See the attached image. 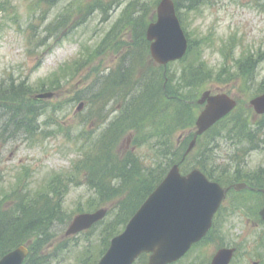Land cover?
I'll return each instance as SVG.
<instances>
[{
	"label": "rangeland",
	"instance_id": "374dc122",
	"mask_svg": "<svg viewBox=\"0 0 264 264\" xmlns=\"http://www.w3.org/2000/svg\"><path fill=\"white\" fill-rule=\"evenodd\" d=\"M133 1L136 0H0V81L16 79L20 83L26 80L31 91L24 95V101L30 110L32 104L37 103L35 90L53 92L49 100L64 103L67 124L73 129L80 124L86 132L76 135L69 129L66 135L65 131L60 133L56 129L59 136L45 132L40 138L34 136L33 141L20 137L9 143L1 142L0 175L6 181L5 186L20 176L21 179L28 178V184L39 191L49 184L54 174L64 175L63 178L73 176V164L84 159L103 128L97 120L90 124L85 122V118L95 113L91 110L93 101L88 96L89 85L100 71L118 67L121 55L130 53L140 43V35L133 34L130 20L122 16L132 12V15L140 14L137 6H130ZM160 1L140 0V4L153 6L152 14L151 11L149 14L153 17ZM181 19L192 39V49L184 60L163 66L165 97L169 99L175 93L196 102L205 90L225 92L238 101L236 112L257 114L250 100L264 91V0H209L195 9L183 10ZM112 28L117 29L119 39L103 43ZM251 57L257 61L242 69ZM144 58L150 59L148 48ZM135 61V66L142 64L138 56ZM190 61L194 65L204 63L200 84L193 76L181 78V74L189 69L184 65ZM150 65L160 67L155 61ZM41 82L47 87L38 88L43 84ZM82 90L86 98L77 96ZM109 96L110 106L105 114L110 109L111 113L104 116L112 117L118 106L112 105V96ZM109 96L103 97L102 101H109ZM186 104H189L187 99ZM186 106L193 108V116L202 109L201 106ZM61 114L57 113L58 116ZM256 116L258 120L261 117ZM194 120L195 117L192 122L183 120L172 126L173 130L177 127L170 138L172 150L180 146L176 144L179 139H192L196 131ZM106 121L107 118H103L102 122ZM48 126V122L42 125L44 129ZM255 127L252 125L253 129ZM152 128L134 127L121 137L115 148L120 164L131 155L138 157L146 170H155L154 175L163 172L169 157L163 152L167 145L158 137L159 132H169L164 114ZM237 134L231 139L220 138V146L215 150V161L225 170L222 180L231 185V193L223 203L215 227L200 245L174 264H209L213 253L222 246L236 248L231 264H264V222L259 215L262 194L258 191L264 187V131L259 133L262 143L256 148L251 146L257 141L254 134L245 132L242 137ZM250 138H253L252 142ZM216 143L211 135H205L193 152L194 160L203 154L210 155V148ZM89 180L84 176L71 184L63 207L65 221L54 226L46 253L41 254H49L47 262L40 264H92L102 243L107 241L106 238L103 241L99 230L104 223L115 219L118 207L115 209V201L99 204V194L90 187ZM5 188L11 190L13 187ZM126 195H120V199ZM100 208L107 210L103 224L92 233L66 239L67 227L78 213ZM88 245L94 247L87 250Z\"/></svg>",
	"mask_w": 264,
	"mask_h": 264
},
{
	"label": "trees",
	"instance_id": "16d2710c",
	"mask_svg": "<svg viewBox=\"0 0 264 264\" xmlns=\"http://www.w3.org/2000/svg\"><path fill=\"white\" fill-rule=\"evenodd\" d=\"M208 1L209 0H175V3L180 16L183 10L195 9L198 5H201V3L204 4ZM133 5L134 7L137 6L138 11L141 10L143 12L142 14L140 11V17L137 18L134 15L132 17L133 12L130 16L132 18L130 23L138 24V29L134 34L140 35V37H138L140 43L131 50L130 53L126 52L121 55L120 64L116 69H111L108 74L99 76L98 78L104 77L105 81H107L109 78L113 77L116 83L119 84L121 77L124 86H126L125 82L127 79L128 83L131 84L133 77H147L148 80L144 81V83L142 81L136 84V86L141 88V92H139L140 90L138 93L134 91L130 96V100L127 103L126 101L124 102L123 109L125 110V114L117 118L113 126L104 130L97 136L93 141L91 149L87 152L83 160H79L73 164V172L71 173L73 176L63 178L64 175L54 174L50 178L49 184L39 191L31 189L28 183H24L25 179H23L22 184L15 180L9 185L13 188L11 190H6L5 187L9 186H5L4 183L6 181L0 179V257L18 245L26 244L31 251L30 262L35 261L36 264L46 263V257L49 254H41L52 239V229L54 226L57 223H63L65 221L63 209L64 200L70 192L71 184L86 176L90 179L89 185L99 194V201H97L99 204L105 205L109 201H115V209L118 207L114 220L100 223H104L100 229V233L103 236V241L105 240L104 238H106L107 241L103 243V249L100 251V254L97 255L98 257L94 262L95 264L108 248V238L113 237L123 230L134 211L165 176L167 168L182 158L186 147L182 146V149L174 148L172 150L173 143L170 142V138L172 133L177 129L176 127L173 130L172 126L179 123L180 120H183L185 108L182 106L179 109L177 108L174 113H171V110L167 109L169 104L164 106L168 99L165 97L163 88V79L165 78L163 67L151 66L147 69L142 67L141 73V71L137 69V66H134L136 56H138L139 60L142 59L143 63V50L148 45L147 41L143 38V33L145 32V25L149 19L150 11L152 14L153 6L140 4V0L133 1L130 6ZM137 24H135V26H137ZM109 37L112 40L114 39L115 42L119 39L115 28L109 31L107 40ZM134 52L137 54L133 57ZM189 54L190 52L187 54L188 57ZM256 61L257 58L251 57L249 62L242 65L241 68L247 69L250 64ZM203 64L204 63L201 65H194V62L191 61L185 64L184 66H189V69L181 74V78L191 79L193 76V79L200 84L201 81L199 82V80L203 79L201 72ZM96 81H98V79H96L95 82ZM25 82L26 81H21L19 83L16 79H10L9 82L5 80L0 81V141L11 142L18 140L20 137L33 141L35 134L36 137H42V133L37 130V126H40L37 119L41 115L46 114L49 110L57 111L59 109L63 110L64 108L60 103L61 101L52 105L46 101L37 100L36 104H32L33 106L30 110L25 105L24 95L29 93L31 88L26 85ZM44 86L43 83L41 87L44 88ZM130 87L132 88V85ZM139 93L141 95H139ZM93 96H97V93H94ZM172 96L176 97L174 100L180 102V95L173 93ZM121 98L123 99L122 95ZM95 107L98 109L97 102ZM129 109H134V113L130 117ZM141 109H149L151 111V120H155V118L162 115L163 112L167 113V127H169L168 134H170V137H165L167 140L165 144H167L166 150L169 151L168 154L171 158H168V164L165 162L166 168L163 172H160L159 175H154L155 170L151 169L147 170L146 174L143 173L144 167L136 156L129 155L127 156V160L120 164L121 159H117L119 157H117L115 153V148L121 140V137L128 130V127L131 128L134 125L132 122ZM186 111L190 121H192L193 115L188 110ZM57 118L60 117L55 116L48 120L61 130L65 124L63 121H58ZM252 125L256 126L255 129L252 128ZM150 126H152L151 122ZM263 131L264 115L258 120V116L255 114L245 112L243 115L235 110L206 133V135H211L214 141H217V143L210 148L212 153L210 155L203 154L196 160H194L192 154L187 158L185 164L187 166L192 164L203 170L208 169L207 173H209L212 178L223 183L221 174L225 170L218 166L215 161L217 156L216 151L220 146V138L231 139L232 135L234 136L237 132V136L240 137H242L245 132L254 134V138L257 141L252 145V148H256L262 143V134L259 136V133ZM51 134L59 135L57 130L55 132L51 131ZM252 139L250 138L249 141L252 142ZM262 139L264 141V137ZM163 151H165V149H163ZM82 174L85 175L83 176ZM124 193H127V195L121 200L120 195ZM94 207H96V205ZM94 230L95 227L90 229L88 233ZM90 248V246L87 247L88 250H90ZM30 262L29 264H31Z\"/></svg>",
	"mask_w": 264,
	"mask_h": 264
},
{
	"label": "water",
	"instance_id": "95a60500",
	"mask_svg": "<svg viewBox=\"0 0 264 264\" xmlns=\"http://www.w3.org/2000/svg\"><path fill=\"white\" fill-rule=\"evenodd\" d=\"M148 37L153 57L160 63L180 59L188 41L176 14L173 0L158 7V21L152 23ZM50 95V94H49ZM208 102L198 118L197 135L202 134L236 105L229 95L206 92L201 103ZM258 112H264V95L252 100ZM195 143L192 142L190 151ZM227 189L211 182L199 170L184 176L175 165L130 219L125 231L114 237L99 264H132L143 252H151L148 264H167L181 258L209 230L215 212ZM105 210L84 213L71 223L67 234L89 228L105 215ZM264 218V209L262 210ZM233 249L222 248L212 264H229ZM28 250L24 246L9 252L0 264H21Z\"/></svg>",
	"mask_w": 264,
	"mask_h": 264
},
{
	"label": "flooded vegetation",
	"instance_id": "af4514ba",
	"mask_svg": "<svg viewBox=\"0 0 264 264\" xmlns=\"http://www.w3.org/2000/svg\"><path fill=\"white\" fill-rule=\"evenodd\" d=\"M249 186H250V185H249ZM258 191L261 192L260 190H258ZM262 198H263V197H262ZM195 246H196V245H195ZM195 246H193L192 249H193ZM222 247H223V246H222ZM191 251H192V250H191ZM189 253H190V252H189ZM209 264H210V263H209ZM255 264H257V263H255Z\"/></svg>",
	"mask_w": 264,
	"mask_h": 264
}]
</instances>
